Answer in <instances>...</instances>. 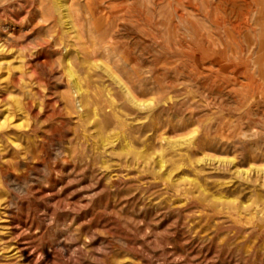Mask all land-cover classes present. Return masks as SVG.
<instances>
[{
  "label": "rangeland",
  "instance_id": "374dc122",
  "mask_svg": "<svg viewBox=\"0 0 264 264\" xmlns=\"http://www.w3.org/2000/svg\"><path fill=\"white\" fill-rule=\"evenodd\" d=\"M56 1L0 0V264H264V175L198 162L264 171V0Z\"/></svg>",
  "mask_w": 264,
  "mask_h": 264
},
{
  "label": "bare ground",
  "instance_id": "6f19581e",
  "mask_svg": "<svg viewBox=\"0 0 264 264\" xmlns=\"http://www.w3.org/2000/svg\"><path fill=\"white\" fill-rule=\"evenodd\" d=\"M57 6L60 10L64 11L62 14V18H63V22L68 25V29H72L73 25L71 24L70 21V15L68 13L67 10V6L65 4V1H61L58 0L56 1ZM91 66L94 67H99L100 65H96V64H90ZM103 68V67H102ZM104 69V68H103ZM104 71L106 72V74L116 83L118 84L120 90L124 93L125 98L134 106H139L140 104H147V102L145 101H140L138 99H136L131 91V88L129 86L126 85L125 82H123L122 80H120V78H118L116 75L110 73L106 68L104 69ZM64 72L67 76V78L70 80V83L72 84L75 92L77 94H82L84 87L81 86V82H80V78L78 76V73L74 70L73 65L70 63V59L66 58L64 61ZM82 77V76H81ZM82 79V78H81ZM110 99L109 101L112 102L113 98L111 96H109ZM175 144V143H174ZM162 158V157H161ZM159 167L163 166V162L164 160L159 159ZM198 162H204L205 164H211L214 166H221V167H229V170H233L234 174H241L243 175L245 178H248L250 176V174H260V175H264V171H262L259 168H255L253 166H250L248 168H239V166H235V163H233L232 159L229 158H217V157H210V156H202L200 159H198Z\"/></svg>",
  "mask_w": 264,
  "mask_h": 264
}]
</instances>
